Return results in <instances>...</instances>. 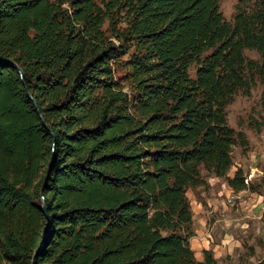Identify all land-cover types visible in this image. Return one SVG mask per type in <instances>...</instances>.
<instances>
[{"label":"trees","instance_id":"obj_1","mask_svg":"<svg viewBox=\"0 0 264 264\" xmlns=\"http://www.w3.org/2000/svg\"><path fill=\"white\" fill-rule=\"evenodd\" d=\"M257 75L264 0H0V264H217L187 192L248 188L227 108Z\"/></svg>","mask_w":264,"mask_h":264},{"label":"rangeland","instance_id":"obj_2","mask_svg":"<svg viewBox=\"0 0 264 264\" xmlns=\"http://www.w3.org/2000/svg\"><path fill=\"white\" fill-rule=\"evenodd\" d=\"M238 2L220 0V9L227 21L233 22ZM244 53L248 58L259 59L255 50L246 49ZM227 112L229 125L244 132L249 140L245 151L239 144L232 151V168L243 171L248 188L236 192L226 224L227 230L239 241L236 252L225 255L217 264H260L264 260V78L257 75L250 92L240 91ZM254 160L255 175L251 171Z\"/></svg>","mask_w":264,"mask_h":264},{"label":"crops","instance_id":"obj_3","mask_svg":"<svg viewBox=\"0 0 264 264\" xmlns=\"http://www.w3.org/2000/svg\"><path fill=\"white\" fill-rule=\"evenodd\" d=\"M236 167L230 169L228 175L233 177ZM188 197L192 209V230L190 238L192 249L199 261L204 260V251L213 252L219 262L225 255L236 252L239 241L226 228L231 216L232 195L236 200V191L224 177L214 175L207 177L206 186L189 188Z\"/></svg>","mask_w":264,"mask_h":264},{"label":"built area","instance_id":"obj_4","mask_svg":"<svg viewBox=\"0 0 264 264\" xmlns=\"http://www.w3.org/2000/svg\"><path fill=\"white\" fill-rule=\"evenodd\" d=\"M254 165H252L251 166V171L254 173V175H255V173H256V171H257V163H256V161L254 160ZM250 179H252V177L250 176L249 177ZM228 202L229 203H234L235 202V199H233V196L231 195L229 198H228Z\"/></svg>","mask_w":264,"mask_h":264},{"label":"water","instance_id":"obj_5","mask_svg":"<svg viewBox=\"0 0 264 264\" xmlns=\"http://www.w3.org/2000/svg\"><path fill=\"white\" fill-rule=\"evenodd\" d=\"M11 64L13 66H16L17 68H19L20 75H21V77H23V71H22V69L16 63H14V62H11ZM29 95H30V97H32L31 94H29ZM43 209H44V212L46 213L47 212L46 206H43Z\"/></svg>","mask_w":264,"mask_h":264}]
</instances>
